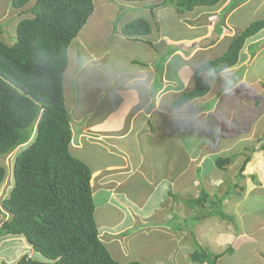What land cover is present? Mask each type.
Here are the masks:
<instances>
[{
    "label": "crops",
    "instance_id": "1",
    "mask_svg": "<svg viewBox=\"0 0 264 264\" xmlns=\"http://www.w3.org/2000/svg\"><path fill=\"white\" fill-rule=\"evenodd\" d=\"M97 1L102 7L108 2ZM117 1L110 12L94 10L70 45L64 91L66 83V105L74 121L71 153L96 176L92 179L98 182L92 185L94 196L106 194L102 206L96 205L95 216L98 221V212L104 214L102 225L98 223L103 231L100 238L103 241L104 237L107 243H103L114 259L122 254L126 260L135 261L122 248H128L138 237L135 251L144 247L141 251L147 256L146 260L137 259L142 264H193L191 254L197 244L212 252L211 248H220V243L229 248L235 241L233 222L224 220L226 225L219 213L213 212L222 210L225 204L232 212L230 216L243 217L247 212L239 215L237 210L247 209L252 214V198H264V29L247 40L235 67L220 74H203L206 80L213 79L209 82L211 96L209 91L206 97L179 109L173 104L177 97L194 89L193 76L199 65L223 55L228 47L221 48L224 42L229 44L236 33L264 18V0H236L231 10L228 8L235 0H222L215 7L197 8L186 15L165 6L164 0ZM3 5L0 22L10 32L13 15L9 5ZM165 12L168 14L162 15ZM211 14L214 24L206 20ZM137 18L149 23L151 33L123 34V26ZM172 18L178 22L175 28L166 23ZM220 30L223 33L219 35ZM252 45L258 47L252 50ZM77 60L84 63L83 69L98 70L97 76L104 80L94 96L81 102L82 107L78 100L74 102L72 90L71 99L67 95L74 74L82 70L76 68ZM235 74L241 77L235 79ZM245 83L255 84V88L249 91ZM228 90L237 95L228 99L230 109L221 112L214 108L211 113L208 103L217 95L216 102L218 93ZM239 101L240 110L235 107ZM200 103L201 108L197 107ZM218 120L222 121L219 126L212 125ZM226 127L232 128L231 134L225 135ZM131 136L138 143L127 144ZM97 148L113 157L99 161ZM220 157L231 159L223 169L216 164ZM99 182H107L103 184L107 187ZM203 192L208 199L202 206H194L191 201L201 200ZM123 202L134 207L133 215L123 213ZM187 204L204 212L194 214ZM189 210L197 221L192 234L181 228ZM110 218L109 227L119 228V238L105 237ZM258 222L261 234L264 221L258 218ZM256 229L251 228V232Z\"/></svg>",
    "mask_w": 264,
    "mask_h": 264
},
{
    "label": "trees",
    "instance_id": "2",
    "mask_svg": "<svg viewBox=\"0 0 264 264\" xmlns=\"http://www.w3.org/2000/svg\"><path fill=\"white\" fill-rule=\"evenodd\" d=\"M221 1L164 0V5L186 15ZM235 4L233 1L228 9ZM29 5L32 17L17 20L13 38L4 39L3 34L10 36V32L0 25V158L23 148L15 158L12 190L1 201L10 218L0 224V237L22 236L34 252L48 260L36 261L25 255L16 264H142L114 259L101 240L92 170L71 153L74 121L66 105L64 77L70 45L94 14V0H12L20 15ZM263 29L264 18L251 22L230 40L223 55L199 65L193 76L194 89L177 97L174 108L204 97L210 83L203 74H220L235 67L247 40ZM150 33L149 23L141 18L123 26L127 36ZM257 47L252 45V50ZM261 149L264 151V144ZM230 162V158L220 157L216 164L223 169ZM7 176V169L0 165V189ZM206 199L208 195L203 192L201 200L191 203L202 206ZM213 213L233 222V217L221 209ZM229 252L231 247L214 254L198 245L191 262L217 264Z\"/></svg>",
    "mask_w": 264,
    "mask_h": 264
},
{
    "label": "rangeland",
    "instance_id": "3",
    "mask_svg": "<svg viewBox=\"0 0 264 264\" xmlns=\"http://www.w3.org/2000/svg\"><path fill=\"white\" fill-rule=\"evenodd\" d=\"M107 5L105 7H102V5L99 4V2L97 0H95V13H100L101 10H108L110 12L111 9H115L116 5H118L117 0H107ZM6 2V4L9 5L10 7V15H13V17H10V36H8L7 34L4 35L3 34V38L5 39L6 37H8V39L13 38L14 33L16 32V22L17 20H21L24 17H32L30 13H28V8H30V5L27 6L26 8H24L23 10L27 9L25 11V14L20 15L21 10H16L12 7V0H0V9L4 8L5 6L3 5ZM236 2V0L234 1V3ZM170 8V6H169ZM22 10V11H23ZM244 13L247 15L248 11L245 10ZM167 15L168 12L163 13L162 15ZM118 15V14H117ZM209 18L207 20V22L212 21L211 23L214 24V19L211 20L210 17L211 15H207L206 17ZM224 18V14L222 15V17H220L219 19L222 20ZM210 20V21H209ZM248 19L244 17V21H247ZM7 21V22H9ZM5 22V23H7ZM166 23L168 25H172L173 28H175V26H177V21L172 18V20H167ZM210 24V23H208ZM0 25H2V23L0 22ZM175 25V26H174ZM86 32V31H85ZM84 32V33H85ZM175 32V31H174ZM176 32H178V30H176ZM181 33L184 32L183 30L180 31ZM187 32V31H185ZM223 33L222 30L219 31V35ZM86 37H88L87 33H86ZM4 41V40H3ZM228 45V43L224 42L222 47H226ZM227 49V47H226ZM225 49V50H226ZM224 53V52H223ZM222 53V54H223ZM76 68L78 69H82L80 70L79 73L74 74V78L73 80L70 81V88L67 89L68 93V98L71 99L72 94H70L71 90L72 93L74 94V102L75 100H78V103L80 102V107L81 106V102H84L85 98L89 97V96H94V91L95 89L98 87L100 88L103 81L100 77L97 76L98 74V70H90V67H86L83 69L84 67V63L80 61H76ZM83 72V73H81ZM241 77L240 74H235L234 78L235 79H239ZM213 79H207L208 82H212ZM108 83V82H106ZM248 83V82H247ZM246 84L245 89L247 88L249 91L253 89V86L255 88V84L252 86V83L250 84ZM211 84V83H210ZM227 86V85H226ZM244 89V87H243ZM256 90V89H254ZM210 95L211 96L213 94V87L210 91ZM218 94H220V96L218 97V99L215 102V99L217 98V95H215L216 98H213L206 107L210 108L211 113L213 112L212 109L216 108V111H221V112H226L230 109V103H228V99H231V97L233 96L234 99H236V94H230V90L228 91H220ZM65 95H66V83H65ZM207 96V94L205 95V97ZM67 99V97H66ZM93 99L88 100L92 101ZM72 101V100H71ZM87 102V104H88ZM236 102V101H235ZM68 103V101H67ZM238 104V105H237ZM200 105V106H199ZM203 105L200 103L198 104L197 107H202ZM236 109H241L242 108V103L239 101V103H236ZM187 108V107H186ZM239 113V111H238ZM237 113V114H238ZM216 116V115H215ZM214 115H212V118H215ZM214 120V119H213ZM152 123V122H151ZM222 123L221 120L218 121H213L212 125L214 126H219ZM153 125V123H152ZM155 129V128H154ZM156 130V129H155ZM225 135H228L229 133L231 134L232 128L230 129V127H226L224 129ZM157 131V130H156ZM212 133H214V131L211 129L210 130ZM135 141L138 143V139L134 140V137L131 136L127 139L126 143H135ZM255 141V139H254ZM212 142L211 140L208 141V143ZM134 149V147H132ZM23 148H20L18 150H16L14 153L10 154L9 156L6 157H2L0 158V165L4 166L7 169V179L5 180L3 186L0 189V224L4 221H6L9 217V214H6L2 208L1 205V201L2 199L6 198L9 196L10 191L12 190L13 184H14V180H13V167H14V162H15V158L17 156V154L22 150ZM87 150V147L86 149ZM96 151L98 152L97 155L99 156V161H102L103 159L107 160L112 158L113 156L109 155L106 153L105 150H100L99 148L96 149ZM160 157V155H159ZM216 174H220L219 172H216ZM96 176L92 175V179L95 178ZM94 181L91 180V186L93 185ZM96 183H98L97 181H95V185ZM99 184H101L102 187H107V185H103V184H107V182H99ZM109 186V185H108ZM93 188V187H92ZM94 190V189H93ZM191 193V192H190ZM224 196V195H223ZM216 199V198H214ZM263 197L262 198H258V196H254L252 198V203H253V212L252 214H248V212H250V210L248 211L247 209H239L237 210L239 215L247 212L245 215H243V217L241 216H235V218L233 217V224H232V229L234 230V232H236V238L235 241L233 243H231L232 245H230L229 247H231L232 249V253H226L218 262V264H264V257L262 256V254H264V231L261 234H258L260 231V224L258 222V218L261 219L262 221H264V210L262 209V206L264 205L263 203H261L263 201ZM106 200V194L103 192L98 194L97 196H94V201H95V205H97V207H101L102 204L105 202ZM125 203L124 208L121 207V209L123 210V213H127V214H132V205L128 204L127 202H123V204ZM129 205V206H128ZM188 205V204H187ZM189 206V205H188ZM134 208V207H133ZM190 209H192L195 213H203L204 211L201 210V208H196L194 206H189ZM223 212H225L226 214L232 213L227 206H225V204L223 205ZM104 212V211H103ZM98 221L97 223H99V225H102L101 223L104 221V214L101 212H98ZM185 219H183L184 221V226L181 225V228H185L187 230L191 231L192 233H195V226L197 225V221L193 218V215L190 214V210L184 215ZM131 220H137L135 217H130ZM125 220V219H123ZM132 220V221H133ZM204 223V222H203ZM202 223V224H203ZM223 223H226L227 225V221L223 220ZM201 224V225H202ZM108 226L104 229L106 231L105 237H109L111 235H114L115 238H119V228L114 227L113 229L110 228L109 226L111 225V218L109 223L107 224ZM255 232H251V228H256ZM108 231V232H107ZM103 231H101V235H102ZM262 236V237H261ZM103 238V242H106V240ZM107 243V242H106ZM137 243H140V239H138V237H136V239L133 241V243L131 245H129L128 248H126L124 250V248H122L123 251L128 252V254L132 257L131 259H134L135 261H138L137 259H144L146 260L147 256L142 254V249L144 247H142L137 253L135 251V247L137 246ZM191 244L194 245V242L191 241ZM230 244V243H229ZM228 244V245H229ZM198 247V244H197ZM220 248H211L212 252L215 253H223L225 252L228 247L225 246V244H219ZM221 247H225V248H221ZM29 252H33L34 255H29ZM24 255H28L29 258H32L34 260H38V261H42V262H48V260L46 258H44L40 253L38 252H34L33 249L31 248V246L28 245V243L26 242L24 237H20V236H5V237H0V264H16L17 262H19L20 258ZM46 259V260H45ZM116 260L118 261H129L126 260V258L123 257V255L121 254V257H117L116 256ZM3 261V262H2Z\"/></svg>",
    "mask_w": 264,
    "mask_h": 264
},
{
    "label": "clouds",
    "instance_id": "4",
    "mask_svg": "<svg viewBox=\"0 0 264 264\" xmlns=\"http://www.w3.org/2000/svg\"><path fill=\"white\" fill-rule=\"evenodd\" d=\"M9 194H10V193H9ZM6 214H8V213H6ZM9 218H10V215H9L8 219H9ZM8 219H7V220H8ZM24 256H25V255H24ZM27 256H28V255H27ZM22 257H23V256H22ZM22 257H21V258H22ZM21 258H20V259H21Z\"/></svg>",
    "mask_w": 264,
    "mask_h": 264
},
{
    "label": "bare ground",
    "instance_id": "5",
    "mask_svg": "<svg viewBox=\"0 0 264 264\" xmlns=\"http://www.w3.org/2000/svg\"><path fill=\"white\" fill-rule=\"evenodd\" d=\"M204 263H207V262H204ZM204 263H202V264H204ZM208 264V263H207Z\"/></svg>",
    "mask_w": 264,
    "mask_h": 264
},
{
    "label": "built area",
    "instance_id": "6",
    "mask_svg": "<svg viewBox=\"0 0 264 264\" xmlns=\"http://www.w3.org/2000/svg\"><path fill=\"white\" fill-rule=\"evenodd\" d=\"M204 264H207V263H204Z\"/></svg>",
    "mask_w": 264,
    "mask_h": 264
}]
</instances>
